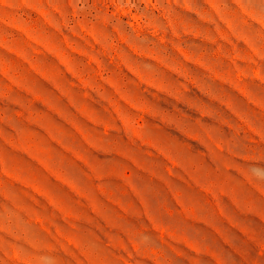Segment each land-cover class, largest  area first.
Masks as SVG:
<instances>
[{"label":"rangeland","instance_id":"1","mask_svg":"<svg viewBox=\"0 0 264 264\" xmlns=\"http://www.w3.org/2000/svg\"><path fill=\"white\" fill-rule=\"evenodd\" d=\"M0 264H264V0H0Z\"/></svg>","mask_w":264,"mask_h":264}]
</instances>
